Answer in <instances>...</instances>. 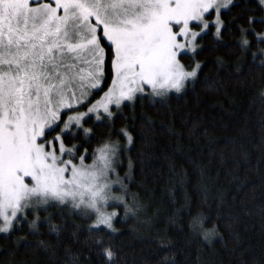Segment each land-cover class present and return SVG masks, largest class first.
I'll return each instance as SVG.
<instances>
[{
  "label": "snow or ice",
  "instance_id": "snow-or-ice-1",
  "mask_svg": "<svg viewBox=\"0 0 264 264\" xmlns=\"http://www.w3.org/2000/svg\"><path fill=\"white\" fill-rule=\"evenodd\" d=\"M233 8H241V14L233 16ZM233 25L239 32L234 45L224 40L225 33L233 35ZM258 26L264 27V0H244L243 5L239 0H0L3 238L12 239L26 224L28 232L12 243L31 247L28 236L40 234L42 213L55 207L72 220L71 244L81 243L84 227L73 218L90 220L84 228L88 252L100 264H117V251L106 242L119 231L114 220L126 221L140 210L136 195L129 193L134 165L128 153L135 141L125 109L134 111L137 103L143 107L145 99L153 106L166 104L171 94L184 93L199 79L206 66L200 56L223 46L250 52L249 34L258 49L251 52L252 60L264 69V48L259 47L264 30L257 31ZM209 37L212 46L206 48ZM243 60L242 55L236 61V73ZM215 66L225 67L222 57H216ZM118 121L124 123L117 127ZM145 123L152 127L154 122L145 117ZM260 124L264 130V117ZM261 146L257 167L264 160V136ZM242 158L249 163L247 153ZM43 221L57 246L63 243L64 223L53 224L50 213ZM203 221V216L193 217L189 227L198 226L211 244L219 232L215 226L204 228ZM259 227L264 234V221ZM36 245L53 250L43 240ZM64 251L67 264L91 262V255L83 262L73 255L71 245ZM162 264H169L167 257Z\"/></svg>",
  "mask_w": 264,
  "mask_h": 264
},
{
  "label": "trees",
  "instance_id": "trees-1",
  "mask_svg": "<svg viewBox=\"0 0 264 264\" xmlns=\"http://www.w3.org/2000/svg\"><path fill=\"white\" fill-rule=\"evenodd\" d=\"M239 3L243 5L244 0ZM240 14L241 8L232 9L233 16ZM224 18L227 21L231 16ZM245 20L246 15L240 23ZM233 29V35L225 33L224 40L234 45L239 32L235 25ZM261 30L264 27L258 26L257 31ZM249 39L250 52L242 54L234 46L205 52L199 57L206 64L199 79L184 93L171 94L166 104L153 106L145 99L143 107L137 103L134 111L125 109L135 141L128 153L134 165L129 193L136 195L140 210L126 221L119 217L114 220L119 231L106 242L117 251V264H162L165 257L169 264H264V234L259 227L264 221L260 215L264 209V160L257 167L264 136L260 124L264 117V69L258 60L253 62L251 52L258 49L251 34ZM204 44L211 48V37ZM259 47L264 48V43ZM242 55L241 72L236 73L235 63ZM216 57L223 58L225 67L215 66ZM213 81L218 83L210 87ZM133 115L135 122L131 120ZM145 117L152 119V127L147 126ZM122 123L118 121L117 127ZM168 127L173 129L171 134L166 131ZM244 153L250 157L247 164L243 162ZM234 161L240 163L238 169ZM127 165L125 157L124 170ZM128 201L132 203L131 195ZM118 211L122 217L123 208ZM49 213L53 224L64 223L67 229L62 231L64 242L58 246L43 221ZM198 216L204 217V228L215 226L219 232L211 244L199 229L189 227L192 218ZM32 218L29 216V220ZM73 219L84 226L79 244H71L69 239L74 226L67 212L62 217L55 207L42 213L40 234L28 236L31 247L21 242L16 248L12 243V239L28 232L26 224L12 239L5 240L0 234V264H67L64 249L69 245L82 262L91 255L90 264H100L84 244V228L91 221ZM37 240L52 245L53 250L43 251L37 247Z\"/></svg>",
  "mask_w": 264,
  "mask_h": 264
},
{
  "label": "clouds",
  "instance_id": "clouds-1",
  "mask_svg": "<svg viewBox=\"0 0 264 264\" xmlns=\"http://www.w3.org/2000/svg\"><path fill=\"white\" fill-rule=\"evenodd\" d=\"M194 228H195V230L199 229L201 231V229L196 225H194Z\"/></svg>",
  "mask_w": 264,
  "mask_h": 264
},
{
  "label": "rangeland",
  "instance_id": "rangeland-1",
  "mask_svg": "<svg viewBox=\"0 0 264 264\" xmlns=\"http://www.w3.org/2000/svg\"><path fill=\"white\" fill-rule=\"evenodd\" d=\"M131 204V203H130ZM111 210V209H110Z\"/></svg>",
  "mask_w": 264,
  "mask_h": 264
}]
</instances>
